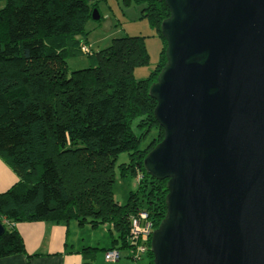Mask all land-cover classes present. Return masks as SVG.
Listing matches in <instances>:
<instances>
[{"label":"trees","instance_id":"obj_1","mask_svg":"<svg viewBox=\"0 0 264 264\" xmlns=\"http://www.w3.org/2000/svg\"><path fill=\"white\" fill-rule=\"evenodd\" d=\"M107 1L0 0V158L17 176L0 194V223L6 229L0 261L27 254L21 224L76 221L80 228H109V249H83L97 254L131 252L132 219L140 213L155 229L166 217L168 180L151 177L144 162L165 137L149 91L167 63L161 26L171 12L165 2L122 0L126 7L143 6L142 19L163 45L155 70L138 81L135 71L150 63L147 37L113 39L99 52L86 39L95 11L101 25L100 5ZM87 45L92 47L85 50ZM75 52L87 55L90 68L69 72L67 59ZM153 128L156 138L142 149ZM122 154L130 163L119 166L120 178L130 174L139 181L126 205L114 195ZM150 246L151 241L146 256L131 259L146 257L154 264Z\"/></svg>","mask_w":264,"mask_h":264},{"label":"water","instance_id":"obj_2","mask_svg":"<svg viewBox=\"0 0 264 264\" xmlns=\"http://www.w3.org/2000/svg\"><path fill=\"white\" fill-rule=\"evenodd\" d=\"M156 1L171 15L149 91L165 137L144 162L168 180L154 264H264V0Z\"/></svg>","mask_w":264,"mask_h":264},{"label":"rangeland","instance_id":"obj_3","mask_svg":"<svg viewBox=\"0 0 264 264\" xmlns=\"http://www.w3.org/2000/svg\"><path fill=\"white\" fill-rule=\"evenodd\" d=\"M100 10L104 16L103 21L101 25H98L96 21H92L87 25L86 30L88 32V36L86 39L90 44L94 45L95 52H99L108 48L112 44L113 39L138 36L147 37L146 42L150 56V63L149 65L138 68L135 71V78L138 81L147 79L159 63L163 45L156 32L150 28L147 19H142L143 6L126 7L123 5L122 0H108L106 3H102L100 5ZM80 39L84 40V38ZM91 47V45H87L84 47V49L89 50ZM67 64L70 73L88 69L91 66L90 59L87 57V55H84L80 52H75L74 55L67 59ZM134 131L138 136L142 134V131L137 128V122L134 124ZM156 136L157 130L153 128L151 132L142 140V149L148 147V145L156 138ZM0 161L4 163V165L14 175V179L16 178L17 180V176L11 167H9L7 163H5V161L1 158ZM129 163L130 159L128 154H122L116 163L114 195L115 200L121 205H126L128 203L130 193L136 192L139 187L137 176H132L130 174L125 178H120L119 176V166ZM75 222L76 221L72 223L76 224ZM85 228L91 232L89 227ZM133 230H135L134 227ZM95 234L97 240L102 242L101 246L97 247L98 249H109L111 247L112 241L109 228L102 227L95 231ZM141 240L142 239H139V241ZM97 255L98 261L95 262V264H108L105 261L100 260V255H106L103 250H100ZM131 256L132 254L130 251H122L121 261L116 264H149L146 257H143L141 260H133L131 259Z\"/></svg>","mask_w":264,"mask_h":264},{"label":"crops","instance_id":"obj_4","mask_svg":"<svg viewBox=\"0 0 264 264\" xmlns=\"http://www.w3.org/2000/svg\"><path fill=\"white\" fill-rule=\"evenodd\" d=\"M16 183L14 175L0 161V193L10 190ZM98 229L89 232L72 221L21 224L18 230L25 242L27 254L2 260L0 264H95L99 252L84 254L83 249L101 246L102 242L97 240L95 234ZM29 256L32 257L29 259ZM100 260L108 264L121 261L107 262L105 255H100Z\"/></svg>","mask_w":264,"mask_h":264},{"label":"built area","instance_id":"obj_5","mask_svg":"<svg viewBox=\"0 0 264 264\" xmlns=\"http://www.w3.org/2000/svg\"><path fill=\"white\" fill-rule=\"evenodd\" d=\"M133 227L135 230H133ZM154 229L153 221L149 219L146 213H140L132 219L131 239L133 249L131 250V254L135 259H140L147 254L148 243L153 235ZM139 239L142 240L139 241ZM121 252L117 249L106 252V260L108 262H118L121 259Z\"/></svg>","mask_w":264,"mask_h":264},{"label":"clouds","instance_id":"obj_6","mask_svg":"<svg viewBox=\"0 0 264 264\" xmlns=\"http://www.w3.org/2000/svg\"><path fill=\"white\" fill-rule=\"evenodd\" d=\"M158 229V228H157ZM157 229H154V231H153V233L157 230ZM152 237H153V235H152ZM152 237H151V239H150V241H152ZM150 251H151V246H150ZM146 256V255H145ZM121 260V259H120Z\"/></svg>","mask_w":264,"mask_h":264}]
</instances>
